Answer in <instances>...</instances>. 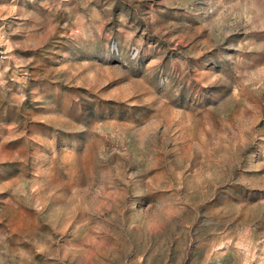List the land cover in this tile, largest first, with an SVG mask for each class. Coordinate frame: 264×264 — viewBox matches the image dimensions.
Instances as JSON below:
<instances>
[{
	"label": "rangeland",
	"instance_id": "rangeland-1",
	"mask_svg": "<svg viewBox=\"0 0 264 264\" xmlns=\"http://www.w3.org/2000/svg\"><path fill=\"white\" fill-rule=\"evenodd\" d=\"M0 264H264V0H0Z\"/></svg>",
	"mask_w": 264,
	"mask_h": 264
}]
</instances>
